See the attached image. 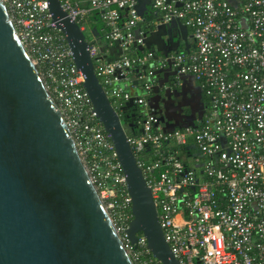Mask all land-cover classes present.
I'll use <instances>...</instances> for the list:
<instances>
[{
	"label": "built area",
	"instance_id": "2783aa9c",
	"mask_svg": "<svg viewBox=\"0 0 264 264\" xmlns=\"http://www.w3.org/2000/svg\"><path fill=\"white\" fill-rule=\"evenodd\" d=\"M232 1L235 7L228 0H150L145 20L138 0H58L83 33L114 110L121 117L129 114L123 109L128 87H137L134 81L145 93L134 101L141 110L131 123L139 134L127 127V140L179 264H264V0ZM2 2L131 264H160L143 234L135 243L127 236L133 213L125 175L65 36L54 28L48 0ZM93 14L107 28L104 43L121 48L117 59L108 60L96 46L89 24ZM172 21L186 27L188 51L168 57L136 53L149 31ZM171 30L180 38L177 27ZM168 60L177 76L165 88L174 92L182 76L192 75L206 101L194 127L171 133L163 131L146 99L157 84L155 73L166 69Z\"/></svg>",
	"mask_w": 264,
	"mask_h": 264
},
{
	"label": "water",
	"instance_id": "95a60500",
	"mask_svg": "<svg viewBox=\"0 0 264 264\" xmlns=\"http://www.w3.org/2000/svg\"><path fill=\"white\" fill-rule=\"evenodd\" d=\"M228 1L234 7L237 4ZM149 4L150 0H138L136 5L139 16L145 20ZM48 10L54 28L65 36L74 65L84 77L83 87L97 119L114 145L125 175L133 213L126 232L128 238L135 243L136 235L143 234L148 249L160 264H179L165 241L152 192L127 140L126 129L132 128L133 124L127 125L112 107L95 74L89 45L79 27L66 15L58 0H48ZM176 27L180 38L172 33L171 29ZM92 33L97 36L95 29ZM187 33L184 25L172 21L168 27L159 26L155 31H149L138 50L156 51L163 57L181 50L188 51ZM135 36L140 38L139 29L135 31ZM100 53L110 58L108 60H115L122 50L118 45L102 43ZM171 65L172 60H168V67L155 73L157 84L151 96L146 98L155 113L161 89L165 90L166 97H177L184 95L188 82L196 84L194 77L188 75L181 77L180 92L166 89L168 79L177 76L175 71L170 70ZM143 69L147 71L148 66ZM138 83L134 81L132 85L138 87ZM136 98L137 95L130 94L123 109L124 112L131 111L128 118L132 122L141 109L134 103ZM167 113L165 111L158 121L164 124L163 131L166 133L173 132L175 128L194 127L195 121L203 115L202 112L197 119L192 115L181 116L182 122L178 124ZM174 114L180 116L177 109ZM0 264H131L60 113L15 33L2 0Z\"/></svg>",
	"mask_w": 264,
	"mask_h": 264
},
{
	"label": "flooded vegetation",
	"instance_id": "af4514ba",
	"mask_svg": "<svg viewBox=\"0 0 264 264\" xmlns=\"http://www.w3.org/2000/svg\"><path fill=\"white\" fill-rule=\"evenodd\" d=\"M148 18L150 19V25L153 24V16L151 9L148 10ZM187 37L189 38V34L187 33ZM174 76H171L168 81L170 83L171 79ZM181 91V87L178 88L174 93H178ZM157 110L159 118L167 111L171 117H173L176 123L181 124L182 117L181 116H189L192 115L193 117H197L204 112L206 101L203 96L202 91L198 84H193L192 82H188L184 87V95L183 96H172L169 95L166 97L165 90L161 89L159 97L157 98ZM187 105V106H184ZM178 110L180 112V116H175L174 111ZM132 114V113H131ZM130 114V115H131ZM125 120V119H124ZM126 122V120H125Z\"/></svg>",
	"mask_w": 264,
	"mask_h": 264
},
{
	"label": "trees",
	"instance_id": "16d2710c",
	"mask_svg": "<svg viewBox=\"0 0 264 264\" xmlns=\"http://www.w3.org/2000/svg\"><path fill=\"white\" fill-rule=\"evenodd\" d=\"M89 24H90L91 29H95L96 30V34H97V36H96L97 38L96 39H97V41L102 40L103 43H104V37H105V35L107 33V28L105 27L103 21L101 20V17L98 14L91 15L90 18H89ZM98 38H100V39H98ZM136 53L139 54V55L141 54V52H139V51H136ZM123 117H124V119L127 122H129V123L132 122V120L130 118H128L129 114L127 112L124 113ZM131 133L135 134V135L139 134V130H136V129L132 128Z\"/></svg>",
	"mask_w": 264,
	"mask_h": 264
},
{
	"label": "rangeland",
	"instance_id": "374dc122",
	"mask_svg": "<svg viewBox=\"0 0 264 264\" xmlns=\"http://www.w3.org/2000/svg\"><path fill=\"white\" fill-rule=\"evenodd\" d=\"M89 40L92 41V38H90ZM102 43H103V41L102 40H99V41L96 42V46L99 47ZM130 92L132 94H134V95H137L138 97L144 96V93L141 91L140 86L136 87L135 89H130L129 90V93ZM126 131H128V130L126 129Z\"/></svg>",
	"mask_w": 264,
	"mask_h": 264
},
{
	"label": "crops",
	"instance_id": "0c3cea01",
	"mask_svg": "<svg viewBox=\"0 0 264 264\" xmlns=\"http://www.w3.org/2000/svg\"><path fill=\"white\" fill-rule=\"evenodd\" d=\"M108 59H110V58H108ZM130 89H134V88H133V87H128V93H129V90H130ZM130 94H131V95H134V94H132L131 92H130ZM130 114H131V111H129V115H130Z\"/></svg>",
	"mask_w": 264,
	"mask_h": 264
}]
</instances>
